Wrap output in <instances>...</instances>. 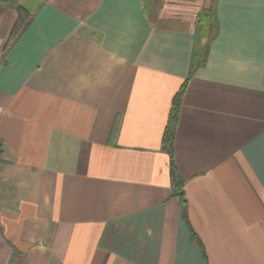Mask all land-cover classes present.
Segmentation results:
<instances>
[{"label": "crops", "instance_id": "crops-1", "mask_svg": "<svg viewBox=\"0 0 264 264\" xmlns=\"http://www.w3.org/2000/svg\"><path fill=\"white\" fill-rule=\"evenodd\" d=\"M157 2L0 0V264H264V0Z\"/></svg>", "mask_w": 264, "mask_h": 264}, {"label": "trees", "instance_id": "trees-1", "mask_svg": "<svg viewBox=\"0 0 264 264\" xmlns=\"http://www.w3.org/2000/svg\"><path fill=\"white\" fill-rule=\"evenodd\" d=\"M142 1L144 3V8H145L147 14L150 15L151 17L155 16L157 5H158L157 0H142ZM17 17H18L17 22H16V24H15V26H14L11 34H10V38L8 40L6 47H8L14 41V39L17 37V35L24 28L25 21H27V19H26L27 14L21 8H17ZM176 103H177V100H176V102L174 100V104L172 106V110L170 113V118L168 120V124H167L166 130L164 132L163 141H162V149L166 153H168L169 155H171V152H172L171 145H172L174 123L176 120ZM173 196L178 199L182 208L185 211L186 200H185L182 182L174 183V185H173Z\"/></svg>", "mask_w": 264, "mask_h": 264}]
</instances>
